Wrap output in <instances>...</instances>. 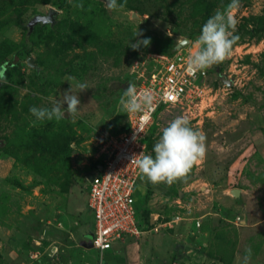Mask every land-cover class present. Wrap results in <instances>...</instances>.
I'll return each mask as SVG.
<instances>
[{
  "label": "rangeland",
  "instance_id": "1",
  "mask_svg": "<svg viewBox=\"0 0 264 264\" xmlns=\"http://www.w3.org/2000/svg\"><path fill=\"white\" fill-rule=\"evenodd\" d=\"M79 2L83 10L73 7ZM227 3L127 0L109 11L104 0H0V49L14 65L0 95V264H239L249 247L250 264H264V0H239V39L209 68L204 97L159 111L151 126L154 146L171 120L188 117L206 136L205 158L186 182L153 184L149 197L142 178V234L116 242L103 259L91 248L86 176L127 130L120 97L155 69V55L195 49L202 25ZM145 38L147 47H129ZM71 86L76 116L39 121L29 112L51 108Z\"/></svg>",
  "mask_w": 264,
  "mask_h": 264
},
{
  "label": "built area",
  "instance_id": "2",
  "mask_svg": "<svg viewBox=\"0 0 264 264\" xmlns=\"http://www.w3.org/2000/svg\"><path fill=\"white\" fill-rule=\"evenodd\" d=\"M195 49H177L172 55H155V69L143 74L137 90L151 89L156 96L149 112L129 114L126 132L111 143V152L90 182L89 207L94 213L92 248L101 259L116 242L139 237L142 232L135 205V191L142 176L134 162L141 152L148 154L147 137L157 113L170 107H184L202 99L209 68L194 75L187 70Z\"/></svg>",
  "mask_w": 264,
  "mask_h": 264
},
{
  "label": "clouds",
  "instance_id": "3",
  "mask_svg": "<svg viewBox=\"0 0 264 264\" xmlns=\"http://www.w3.org/2000/svg\"><path fill=\"white\" fill-rule=\"evenodd\" d=\"M72 3V0H69ZM127 0H106L109 11L123 9ZM73 7L84 9L82 2L73 4ZM239 7V0H229L223 9L207 19L202 25L200 34L193 42L195 50L188 57L187 70L191 74L204 71L213 65L222 63L232 52L233 45L239 37L234 35L236 21L233 12ZM140 35L139 32L135 36ZM151 43L150 38L130 44L133 50L141 45L147 47ZM75 79L69 77L68 81ZM0 82H3L0 79ZM71 85V84H70ZM79 91L88 89L86 83H77ZM156 96L151 89L138 91L134 82H129L119 99L124 113H143L152 110ZM67 104V108L63 105ZM80 100L72 89L63 94L62 100L53 101L51 108H38L32 106L29 112L39 121H60L67 116L77 115ZM190 121L186 116H177L162 129L159 140L153 147V153L141 152L135 156L134 162L142 178L152 184L166 183L171 186L177 181L187 180L193 166L202 161L206 156V136L202 131L194 130L189 126ZM252 249L246 248L245 254L240 258L239 264H250Z\"/></svg>",
  "mask_w": 264,
  "mask_h": 264
},
{
  "label": "trees",
  "instance_id": "4",
  "mask_svg": "<svg viewBox=\"0 0 264 264\" xmlns=\"http://www.w3.org/2000/svg\"><path fill=\"white\" fill-rule=\"evenodd\" d=\"M26 23V22H25ZM259 23L261 24V26H262V28H257V31H259V32H264V18H261V19H259ZM46 25V24H45ZM47 25H50L51 26V24L50 23H48ZM43 26H44V24H41L40 25V27L39 28H43ZM38 28H36L35 30H37ZM28 31H29V29H28ZM33 34H31V36H32ZM30 36V37H31ZM30 40H31V38H30ZM176 50L174 49V52H175ZM173 52V53H174ZM173 53H171V54H169V55H172ZM6 55H9V52H6V51H1V49H0V79H2L3 80V82H0V95L2 96V91L6 88V86H7V79L9 78V77H11L12 76V70H13V68H14V65L11 63V64H9L8 63V60H7V56ZM0 96V97H1ZM153 130H154V128H151L150 129V131H149V134H148V137H147V147H148V154H151V155H153V141L151 140V135H152V133H153ZM68 153H66V155H67ZM142 179V178H141ZM144 180H146V179H144ZM141 181V180H140ZM139 181V182H140ZM146 184H147V186H148V188H149V192H148V194H147V197H149V195H150V193H151V188H152V186H153V184L152 183H150V182H148L147 180H146ZM138 186H139V183H138V185H137V188H136V191H135V205H136V208H137V210H138V212H139V206L137 205V192H138ZM138 215H139V213H138ZM137 215V216H138ZM139 218V217H138ZM144 220H145V222H146V224H147V226H150L151 227V221H150V216H149V213L148 212H144ZM139 221V220H138ZM139 226H140V228H141V224H140V222H139Z\"/></svg>",
  "mask_w": 264,
  "mask_h": 264
},
{
  "label": "water",
  "instance_id": "5",
  "mask_svg": "<svg viewBox=\"0 0 264 264\" xmlns=\"http://www.w3.org/2000/svg\"><path fill=\"white\" fill-rule=\"evenodd\" d=\"M106 2V0H104ZM52 23H54V21H52ZM188 41H184L182 43V45H179L178 48H180L181 46L187 44ZM27 63L36 68V70L39 71V67L35 64L34 62V57H29L28 60H27ZM222 80L223 82H225L229 87H232L233 86V82L231 80H227L226 77H222ZM103 169V166L102 165H99L97 167V170H102ZM94 177H95V172H90L87 174L86 178L89 182H92L94 180ZM230 194L236 199L238 200L239 202H241L242 198H241V195H242V190L240 189H233L230 191Z\"/></svg>",
  "mask_w": 264,
  "mask_h": 264
},
{
  "label": "crops",
  "instance_id": "6",
  "mask_svg": "<svg viewBox=\"0 0 264 264\" xmlns=\"http://www.w3.org/2000/svg\"><path fill=\"white\" fill-rule=\"evenodd\" d=\"M81 211H82V210H81ZM94 225H95V224H93V227L89 228V232L93 235V237H94ZM129 238H134V237H129ZM77 239H78V238H77ZM77 239H75V240H77ZM78 240H79V239H78ZM92 240H93V239H92ZM79 241H80V240H79ZM79 241H77V242H78V247H81L82 245H80L81 242L79 243ZM131 246H132V245H130V244L128 245V244H127L128 249L131 248ZM82 247H83V246H82ZM113 247H114V246H113ZM91 248H92V247H91ZM112 249H113V248H112ZM128 263H129V262H127V261L124 262V264H128Z\"/></svg>",
  "mask_w": 264,
  "mask_h": 264
}]
</instances>
